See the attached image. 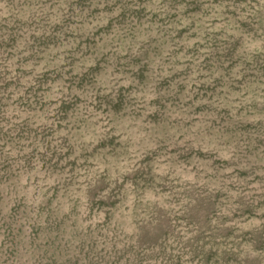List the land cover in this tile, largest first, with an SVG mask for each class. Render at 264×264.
<instances>
[{"label":"rangeland","instance_id":"1","mask_svg":"<svg viewBox=\"0 0 264 264\" xmlns=\"http://www.w3.org/2000/svg\"><path fill=\"white\" fill-rule=\"evenodd\" d=\"M0 264H264V0H0Z\"/></svg>","mask_w":264,"mask_h":264}]
</instances>
